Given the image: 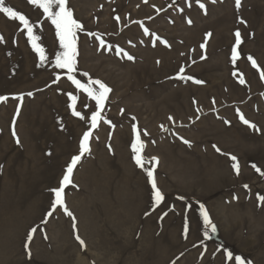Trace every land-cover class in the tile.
<instances>
[{
  "label": "rangeland",
  "instance_id": "rangeland-1",
  "mask_svg": "<svg viewBox=\"0 0 264 264\" xmlns=\"http://www.w3.org/2000/svg\"><path fill=\"white\" fill-rule=\"evenodd\" d=\"M201 3L206 14L196 0H68L84 26L75 75L112 89L102 113L111 125L101 120L93 130L91 152L74 169L78 187L65 189L74 221L63 210L47 216L50 189L78 154L95 101L55 68L61 49L42 10L29 0H5L34 24L48 60L41 65L23 25L0 13V96L8 97L0 102V264H225V250L264 264V205L257 200L264 176L252 167L264 172V0H242L239 9L235 0ZM236 30L243 43L234 65ZM117 48L134 59L117 55ZM69 93L78 96L77 110L88 122L71 114ZM134 125L145 143V167H155L165 196L158 207L134 160ZM213 145L238 158L240 175ZM154 157L158 164H148ZM201 204L217 227L211 239L204 236ZM33 227L29 258L24 245Z\"/></svg>",
  "mask_w": 264,
  "mask_h": 264
},
{
  "label": "snow or ice",
  "instance_id": "snow-or-ice-1",
  "mask_svg": "<svg viewBox=\"0 0 264 264\" xmlns=\"http://www.w3.org/2000/svg\"><path fill=\"white\" fill-rule=\"evenodd\" d=\"M145 2H147V0H145ZM212 2L215 3L216 0H212ZM29 3L41 9L45 19L48 22H50L52 26H54L55 35L58 38L59 48L61 49V51L55 53V59H54L55 68L65 70L67 73V80L70 81L71 84L75 86V89L81 93L86 94L87 98H90L91 100L95 101V105H94L95 110L91 112L88 130L83 133L79 141L78 154L71 157L70 163L66 166L65 173L63 174L62 179L60 180L59 186L50 189V191L54 194V199L50 205V210L47 212V216L52 217L56 211L63 210L64 214L71 217L75 221L74 214L68 209L66 204L65 189L68 188L69 186L78 187L77 185H75L73 180L74 169H76L82 157H84L86 154H90L91 152L90 139L93 136V130L98 128L101 120H104L105 123L111 125V121L106 120L102 116V113L105 110V104L108 100L109 93L112 91V89L108 87L105 83L100 81L99 79L88 78L86 82H82V79H78L75 75V73L78 70L77 69V64H78L77 57L79 55L78 33L84 31V26L77 19L74 18L73 10L67 6L68 0H29ZM196 3L198 4L200 9L205 10V14H206L205 4L201 3V0H196ZM241 4H242V0H235V5L237 9L241 7ZM189 7H191V4H189ZM181 11H183V9H181ZM0 13L4 14L10 20L18 21L19 24L23 25V28L26 30L27 33L28 42L31 44L32 49L39 55L40 63L41 65H43L48 60V57L45 54L44 47H42L41 44L39 43L41 39L40 36L34 33V24L30 23L29 19L26 18L25 15L14 10L12 7H6L5 0H0ZM116 19L119 21L120 18L116 17ZM187 23L191 25L192 20L188 19ZM241 23H246V22L241 20ZM144 32L145 34H148V29L145 28ZM89 35L95 36L94 33H91ZM211 35L212 33H206V38H210ZM234 36H235V44L231 49V62L235 65L241 56V52L239 51V49L243 43V39L241 36V32L239 30L235 31ZM95 38L99 40L101 47H105V48L109 47L108 45L105 44V41L100 36H96ZM156 40L160 41L165 46L170 47L168 41L161 40L160 37H156ZM3 42H4V37L3 35H0V43ZM200 47L204 49L206 48V44L202 43ZM116 54L125 56L129 61L134 59L132 55L128 54L121 48L116 49ZM202 58H206V57H202ZM247 60L251 62L253 68L258 69L259 66L257 64V61L251 55L247 56ZM182 71L183 69H181V72ZM83 77H89V74L85 72L83 73ZM179 78L192 79V77H185L183 75H180ZM260 78L264 80V71H260ZM59 79L60 77L57 76L54 82H58ZM245 82L246 81L243 79L241 74L239 78V83L244 84ZM195 83L201 84L204 82L201 80H195ZM28 95L31 96L32 93H28ZM68 96L71 101V103L69 104V108L71 109V114L74 117L79 118L81 121L88 122L86 115L82 114V111L77 110L78 96L73 95L71 93H69ZM14 99L22 100L23 96H17L14 97ZM7 100H8L7 96H0V102H6ZM81 107H87V105H82ZM18 113H19V109L17 110V115ZM240 119L243 121L245 125H248L249 127L252 128H256V125L250 123V121L247 120L243 115L240 116ZM169 120H172V117H169ZM225 123H228V121H225ZM165 131H167V129H165ZM133 132L135 133V139L131 144V149L134 154V160L138 167L145 170L148 182L151 184L152 198L154 205L158 207L160 204L164 202L165 196L163 192L160 190V188L157 186V182L154 175L155 167L154 166L145 167L146 161L142 155V152L145 148V143L141 139V132L136 128L135 125L133 126ZM143 134L147 135L146 132H144ZM12 135L16 137L15 142L17 144H20V140L16 136V132L14 129L12 131ZM183 142L191 146L188 140H184ZM213 148L217 153H221L222 155L228 156L232 162L231 167L234 170L235 174L240 175V164L238 158L230 153H223L222 150L216 145H213ZM49 155H51V153H49ZM153 161H155V163L158 164V159L155 157L147 161V163L152 164ZM252 167L256 170L257 173H260L261 176H264V172H262L261 169L257 167L255 164H253ZM248 187L249 186L247 184L244 185V188H248ZM257 200L260 205H264V195H258ZM164 215L166 216L167 212H165ZM200 216L203 218V225L205 228L204 236L208 239H211L209 233L215 234V232L217 231V227L212 222L209 213L203 204L200 205ZM42 223H47V221H42ZM73 227L75 228V224L73 225ZM37 231H38V227L31 228L26 237V242L24 247L26 249V255L29 258L32 255L30 244L33 242L34 236L37 233ZM187 231H188V227L186 226L185 232ZM44 238L46 239L47 237L45 236ZM75 238L80 243L82 248L86 246L85 241L78 234L75 236ZM224 258H225V264H229V262H232V264H252V261L247 260V258L242 257L241 255L234 256L233 252L228 250L224 251Z\"/></svg>",
  "mask_w": 264,
  "mask_h": 264
}]
</instances>
